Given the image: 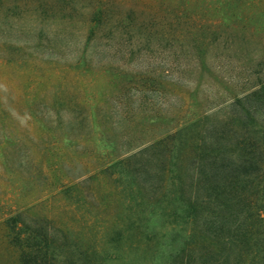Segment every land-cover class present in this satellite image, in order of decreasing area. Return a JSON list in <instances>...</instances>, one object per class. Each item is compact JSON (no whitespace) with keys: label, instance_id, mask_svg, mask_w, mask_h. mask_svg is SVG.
I'll return each mask as SVG.
<instances>
[{"label":"rangeland","instance_id":"374dc122","mask_svg":"<svg viewBox=\"0 0 264 264\" xmlns=\"http://www.w3.org/2000/svg\"><path fill=\"white\" fill-rule=\"evenodd\" d=\"M262 84L264 0H0V264H20L11 237L30 264H102L133 204L100 172L200 138ZM160 156H142L147 190Z\"/></svg>","mask_w":264,"mask_h":264},{"label":"trees","instance_id":"16d2710c","mask_svg":"<svg viewBox=\"0 0 264 264\" xmlns=\"http://www.w3.org/2000/svg\"><path fill=\"white\" fill-rule=\"evenodd\" d=\"M100 15L97 8L93 20ZM31 28L19 34L53 50L67 39L44 27ZM230 107L221 124L203 126L200 138L178 140L165 153L158 142L100 172L116 174L133 204L125 208L124 226L111 231L102 264H264V84ZM151 149L161 155L155 160L161 165L154 171L155 189L147 190L139 180L155 167L153 160H142ZM164 225L171 236L159 240ZM17 239L9 238V244L20 250V264H30L28 247ZM141 243L145 248L139 253Z\"/></svg>","mask_w":264,"mask_h":264}]
</instances>
